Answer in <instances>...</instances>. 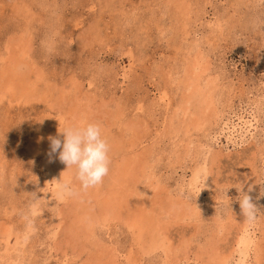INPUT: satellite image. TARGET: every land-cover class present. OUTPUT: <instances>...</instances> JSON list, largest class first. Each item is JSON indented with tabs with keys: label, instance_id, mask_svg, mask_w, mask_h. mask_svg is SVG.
I'll return each mask as SVG.
<instances>
[{
	"label": "rangeland",
	"instance_id": "374dc122",
	"mask_svg": "<svg viewBox=\"0 0 264 264\" xmlns=\"http://www.w3.org/2000/svg\"><path fill=\"white\" fill-rule=\"evenodd\" d=\"M198 50L217 114L187 138L170 127L174 115L177 123L189 116L175 111ZM0 69V264H171L162 253L140 254L130 227L142 212L165 220L154 194L201 207L197 220L169 230L188 253L178 264H207L198 248L213 235L236 264L244 223L262 242L244 264H264V0H0ZM89 122L110 145L109 174L83 191L73 169L79 195L58 200L41 145L58 128ZM199 167L210 184L191 189ZM241 183L260 209L253 223L240 213ZM106 204L114 216L104 217ZM73 228L85 234L69 238Z\"/></svg>",
	"mask_w": 264,
	"mask_h": 264
},
{
	"label": "bare ground",
	"instance_id": "6f19581e",
	"mask_svg": "<svg viewBox=\"0 0 264 264\" xmlns=\"http://www.w3.org/2000/svg\"><path fill=\"white\" fill-rule=\"evenodd\" d=\"M10 55H11V53H10ZM201 60H203V57H202V54H201V50H198L197 57L194 58V60L190 64H187V66H186L188 68L185 69V78H184V81H185L184 82V84H185V92H184V97H183L181 103L179 105H177V109H176L175 112L180 114V111H181L182 114H183V116H186L187 117V114H189V116L185 119L184 122L183 121H179V123H177L176 120L173 121L174 119H177L175 115L173 116V119H171V121L173 123V124H171V126L173 128L170 127L172 134H173V132L176 133L177 135L179 133H182L185 137L189 138V135L192 132H194V131H196V132L199 131L200 132L203 129L204 125H206L207 122H208V119L207 118L209 116L210 117H212V116L215 117L216 114H217L216 113V108H215L216 103H215L214 96L212 94V93H214L213 92L214 89L211 86L213 84V82H212V80L209 79L208 76L206 77V79L204 78L205 72L207 71V69H204L203 67H201ZM16 65L18 66V64H15V66ZM20 67H21V64L17 68L20 69ZM203 81H205L204 82V87L202 85V82ZM6 84L7 85L5 86V89H7V90H12L13 89L14 90V85L12 84V79L9 81V83L7 81ZM216 87H215V90H216ZM2 92L5 93V90H3ZM76 115H77L76 117H78L77 120H79L81 118L80 114L77 113ZM187 141H189V139ZM189 144H191V142L185 143V146H186L187 149H190V146H192V145H189ZM46 145L49 148L48 150H50V141L47 142V144L43 143L41 146L43 148L44 147L47 148ZM36 149L38 150V148H36ZM201 150H202V148H201ZM196 151H197V149H196ZM199 154H201V152ZM46 155H47V153H46ZM204 157H206V155ZM218 157H219V155L217 153L211 154L210 155V158H209L210 163L211 164L212 163H215V161H216V159ZM207 158L208 157H206L205 159H207ZM205 159H204V161L206 162L207 160H205ZM45 161H46L45 162V166L47 168H51L52 165L49 162L48 156H47V158H46ZM52 163L54 165L55 171H54V174H52L51 178L50 179H47L46 185L49 182H52L54 184V187L57 188V182L56 181H58L59 179H61V181L69 180V178L72 175L73 169H66V166L64 164H62L58 160V158L55 159V161L52 162ZM139 168H131L130 170H132V169L137 170ZM52 169H53V167H52ZM50 171H52V170H50ZM205 171L206 170L203 167H199V168H196L194 170V172L192 174V180L189 182V185L191 186L190 187L191 189H199V187L208 188V185L210 183L209 184H207V183L210 180V177L209 176H206L207 173ZM122 180H123V178H122ZM120 188H122L121 185H120ZM154 189H158V185L154 186ZM120 190L121 189H119V191ZM112 192H116V191H112ZM120 192L122 193V191H120ZM124 194L125 193H123V196L122 197H124ZM158 195L159 194H154V198L157 199V200H160V202H161L160 204L161 205L159 206L160 207L159 210H160V212L163 211L161 213L162 214L161 216L165 217L164 218L165 220H163V219L161 220V219L154 218V216L150 215V212H148V213L146 212V214H143V212L142 213H138V214L136 213L137 215H133L131 217L129 215V217L131 218L130 219V221H131L130 227L133 228L134 230H136V240H137V243H138L137 246H138V249L140 251V254L143 253V254H150L151 255V253H155V252L162 253V254H165V258H166L165 260H166V262L169 261V263L172 262L173 264H178V263H180L182 261H185V260L188 261V259H187L188 253L183 252V249H182V248H184V246H181V245H178V244H177L178 246L177 245L173 246L171 244L173 241L170 243V241L172 239L171 238H170L171 240L169 239V230L172 227V223H179L178 221L183 222L184 220H188L187 222H189L190 220H192V221L197 220L196 217H199V214H200L198 209H200L201 207L198 208L196 206H191L187 202H184V201L182 202L179 199V196H177V197L169 196V197H166V199L164 201H161V199H160V197ZM51 197H53V194H51ZM60 197H61L60 195H59V197L57 196V198H59L58 200H60ZM113 198L114 197L111 198V201L113 200ZM116 200H118V199H116ZM116 200H114V201H116ZM134 201L135 200H133V202ZM48 202H50V200ZM115 204H116V202H115ZM118 206L120 207V205H118ZM99 207H101V206L99 205ZM116 209H117V207L114 208L112 205H110V206L108 205L107 206V204H106V205H103L102 206V209L101 210L105 213V215L103 214L104 217H111V216H114L116 214V213L114 214V212H116L114 210H116ZM118 211L120 212L121 210L118 209ZM233 216H236V214H234ZM116 217L117 216H115V218ZM115 220H117V219H115ZM123 220H124V218H123ZM235 221H236L235 223L238 222V220H235ZM259 222H262L261 225L264 228V219L263 220H260ZM217 224H218L217 225V230L218 231L219 230H222L223 227H224L223 226V222L218 219ZM248 226L249 225H247L246 223H244L243 225H241V228H240V232H241L242 235L240 236V238L236 242V246H235V249L236 250L234 251L235 253L238 254V259H237L238 262L236 264H244V259L247 256V253H249V251L251 252V250L253 248L257 252H261V247H262L261 244H262V242L261 241L255 242L249 236V234H247V228H248ZM86 230L88 231V228ZM67 233H68L69 238H72V239H74V238H78L79 239L80 238V235L79 234H82V233L85 234L84 229L80 230V232L78 233L76 230H74V228L68 230ZM210 239L211 240L208 241L209 242L208 243L209 245L208 244H207L208 246L206 245L207 247L206 246L204 248L201 247V249L198 248V250H199L198 251L199 258L201 259V258H203V256H205L206 259H207V264H228L229 263V258H231V255H229L228 257H226V256H224L223 254L220 253V250L218 249L219 246H220V244H219V241L217 240V236L216 235H213ZM184 250H185V248H184ZM142 256H144V255H142ZM133 259L135 260L136 258H133ZM133 259H131L130 262L128 261L129 264L130 263H134V260ZM256 260H257L256 264H260L259 263V260L260 259L258 260V258H256ZM100 262H101V260H100Z\"/></svg>",
	"mask_w": 264,
	"mask_h": 264
},
{
	"label": "clouds",
	"instance_id": "9594fccd",
	"mask_svg": "<svg viewBox=\"0 0 264 264\" xmlns=\"http://www.w3.org/2000/svg\"><path fill=\"white\" fill-rule=\"evenodd\" d=\"M58 133V136L49 137L50 150L47 153L49 162H54L58 158L66 169H74L75 180L79 182L83 191L101 184L109 174L111 164L110 145L102 136L101 125L96 122L84 125L69 124L63 129L58 128ZM56 182L58 195L68 198L79 195L71 181L59 179ZM250 192L251 188L245 191L241 183L237 201L241 215L249 223H253L260 209ZM32 196L34 199L38 198L35 192ZM23 219L28 227L33 226V220L29 215L23 214Z\"/></svg>",
	"mask_w": 264,
	"mask_h": 264
}]
</instances>
